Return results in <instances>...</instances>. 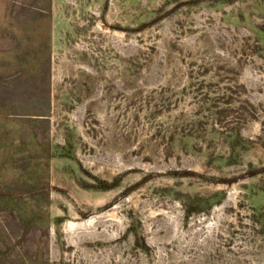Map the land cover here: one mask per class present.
<instances>
[{"label": "rangeland", "instance_id": "obj_1", "mask_svg": "<svg viewBox=\"0 0 264 264\" xmlns=\"http://www.w3.org/2000/svg\"><path fill=\"white\" fill-rule=\"evenodd\" d=\"M0 264H264V0H0Z\"/></svg>", "mask_w": 264, "mask_h": 264}]
</instances>
